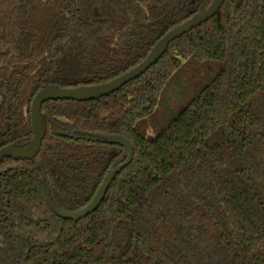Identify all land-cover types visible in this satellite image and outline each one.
Wrapping results in <instances>:
<instances>
[{"label": "trees", "instance_id": "trees-1", "mask_svg": "<svg viewBox=\"0 0 264 264\" xmlns=\"http://www.w3.org/2000/svg\"><path fill=\"white\" fill-rule=\"evenodd\" d=\"M214 0H0V149L33 138L48 88L110 82ZM31 161L0 163V258L9 264H264V0H225L114 94L49 101ZM131 164L86 207L124 147Z\"/></svg>", "mask_w": 264, "mask_h": 264}, {"label": "water", "instance_id": "water-1", "mask_svg": "<svg viewBox=\"0 0 264 264\" xmlns=\"http://www.w3.org/2000/svg\"><path fill=\"white\" fill-rule=\"evenodd\" d=\"M225 0H214L213 4L203 13L189 19L180 26L172 29L156 45L152 48L146 59L137 67L127 73L111 80L108 83L82 88H48L40 91L33 99L31 104V123L34 138L26 147L5 146L0 149V163L4 158L15 161H31L34 160L41 151L42 143L45 138V130L41 110L45 103L49 101L70 100L76 102H89L108 97L125 87L130 82L138 79L145 74L152 66L156 65L163 57L168 47L175 40L192 30L200 27L210 19H212L221 9ZM98 136L110 144L119 145L125 148L127 152L126 159L119 165L113 167L104 177L98 191L91 202L81 210L76 212H67L60 209L52 200L50 188L48 185L43 186V192L46 203L50 210L59 218L64 220L80 221L99 209L103 203L107 192L113 180L132 162L134 156V147L132 142L125 136L119 134H92ZM0 264H9L0 258Z\"/></svg>", "mask_w": 264, "mask_h": 264}]
</instances>
